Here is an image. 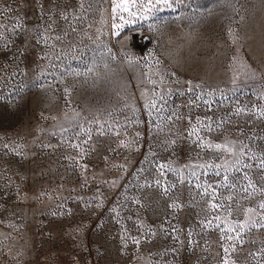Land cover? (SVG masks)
<instances>
[{"label":"rangeland","instance_id":"rangeland-1","mask_svg":"<svg viewBox=\"0 0 264 264\" xmlns=\"http://www.w3.org/2000/svg\"><path fill=\"white\" fill-rule=\"evenodd\" d=\"M261 205L264 0H0V264H264Z\"/></svg>","mask_w":264,"mask_h":264},{"label":"snow or ice","instance_id":"snow-or-ice-1","mask_svg":"<svg viewBox=\"0 0 264 264\" xmlns=\"http://www.w3.org/2000/svg\"><path fill=\"white\" fill-rule=\"evenodd\" d=\"M167 2H168V0H165V3H167ZM217 147H219V146H217ZM261 207L264 208V205H261ZM240 227L243 228V225H240ZM225 264H227V262H225Z\"/></svg>","mask_w":264,"mask_h":264}]
</instances>
